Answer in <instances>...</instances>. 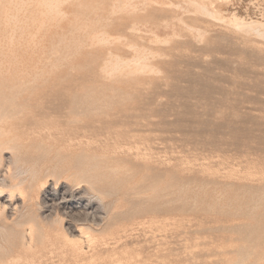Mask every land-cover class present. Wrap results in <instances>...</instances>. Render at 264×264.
<instances>
[{
    "label": "rangeland",
    "instance_id": "obj_1",
    "mask_svg": "<svg viewBox=\"0 0 264 264\" xmlns=\"http://www.w3.org/2000/svg\"><path fill=\"white\" fill-rule=\"evenodd\" d=\"M197 4L264 21V0H62V14L36 0L21 23L0 18V126L22 143L2 147L0 177L21 185L16 213L0 214V263L25 254L27 230L36 264H264V36ZM109 51L144 52L150 67L110 74ZM83 151L125 180L78 184L69 172ZM65 183L102 200L97 261L43 238V213L61 214L46 196Z\"/></svg>",
    "mask_w": 264,
    "mask_h": 264
},
{
    "label": "bare ground",
    "instance_id": "obj_2",
    "mask_svg": "<svg viewBox=\"0 0 264 264\" xmlns=\"http://www.w3.org/2000/svg\"><path fill=\"white\" fill-rule=\"evenodd\" d=\"M32 1H36V0H0V18H2V16H3V19L8 23H11V22L21 23L22 21H24L23 19L26 20V17H27L26 12L28 10V5ZM37 1H38L39 5H43V7H45L47 9L49 14H51L52 12H57L60 14L64 13L61 10L62 0H37ZM193 6H194V4H193ZM197 6L199 7V9H201L200 11L204 12L207 16H210V18L212 17L216 21L227 23L228 26L234 28L238 32L264 36V21H262V20H256V19L247 20V19H245L241 16H238L236 14H232V16L226 17L221 13L220 10L215 9V8L210 9L206 4H197ZM198 7H196V8H198ZM46 9H44V10H46ZM44 10H42V12H40V14L45 15L46 12ZM197 10H195V11H197ZM6 22H5V24H6ZM98 33H99V35H106L107 31L101 30ZM96 36H98V35H96ZM117 40H119V39H117ZM108 54H110L111 60L108 64V66L105 67V70L107 72H109V70H111L112 72L110 71V74H116L118 72L124 73V72H126V70H130V69H131V72L135 71V73H136V70L141 72L142 70H144V69L146 70V68L150 67V65L148 63V56L146 54H144V52L138 53L131 60L123 59V58H121L120 55L114 53L113 51H109ZM132 70H134V71H132ZM145 70H144V72H145ZM149 70H151V69H149ZM11 93L13 94V96L15 95V91L13 88L11 89ZM1 96L3 98H6V99L11 98V96H9L7 94L6 89H1ZM2 109H3V106L0 108V112L3 111ZM108 130H109V128H108ZM25 131H27V130H25ZM144 133H146V132H144ZM72 137H74V136H72ZM98 137H100V136H98ZM78 144H80V143H78ZM20 146H22V143H20V139L16 135H12L11 132L7 131L5 128L0 126V162L2 161V147H8V148H11L14 150L16 148L19 149ZM126 146H128V145H126ZM145 147H143V148H145ZM155 151H157V150H155ZM90 154H88L85 151L79 153L77 155L76 160H75V164L72 167L74 169V171L69 172L71 177H73V180L77 181L78 184L85 182L90 187L91 186L92 187L93 186H100L103 190L107 191V190H110L111 188L115 187L116 185H118L119 183H121L122 181L125 180L126 177L123 175L122 169L120 166L109 164L105 160L101 159L98 155H96V154L90 155ZM139 154H141V153H139ZM134 156H136V155H134ZM170 158H172V157H170ZM20 163H21V161H20ZM23 164H25V163H23ZM30 167H31V165H30ZM20 168L21 167H19V169ZM15 170H18V169L16 168ZM22 170H23V168H22ZM68 171H70V170L69 169L64 170V172H68ZM24 172H25V170H24ZM19 173H21V172H19ZM22 174H24V173H22ZM19 185H21V182L15 183L14 185L5 184L4 177H3V179L0 177V214L4 213V211L6 209L10 210V212L12 214L16 213V211L18 209V203H16L17 200H15L14 197L12 196L13 191L11 189L17 188ZM5 186L10 187L9 195H6L7 193H5L4 190H2V188ZM51 186H53V185H51ZM51 188L53 189V187H50V189ZM83 188L79 187L77 189L76 188L74 189L73 187L71 188L69 186V184L65 183V184H62L59 189H57V190L53 189L54 191L49 193L46 196V201L44 202L45 207H49V206L50 207H56L60 211L61 214H57V215L55 214L56 216L52 217V215H50L48 213H47L48 215L43 213V216H42L43 219L49 221L48 226H45L43 228L45 231V234H43V238H45L46 236L48 237L49 234L54 235V236H61V238L64 242L63 244L69 246V250L75 256V258L78 262L80 261V262H84V263H91V262L97 261V259L100 257V256L98 257L96 255V251H99L98 247L100 246V243L105 242V235L102 237H99L98 235H96L95 231H97V230L101 229V227H103V225H104L103 222L106 220V217H105V214L104 215L101 214L102 210H100L102 208L100 207L99 202H101L102 200L100 199L101 201H99L97 199L99 202H96L95 200H93L94 198L91 199L92 197L89 195L91 197L90 198L87 195V191L90 190L91 188H88V187H87L88 189L87 188L83 189ZM92 190H93V188H92ZM91 192H93V191H91ZM45 212H46V210H45ZM62 220L66 221L67 226L62 224L63 223ZM125 227H126L125 225H123L121 227L118 226L116 228V230H114V231L119 232L121 229H124ZM4 229H5V227L0 225V230L3 231ZM1 236H3V235H1ZM2 238L3 237H1V239ZM4 241H6V240H4ZM57 243L58 242H56V243L53 242V244H57ZM4 244H6V243L4 242ZM84 245L87 246V248H89V249L86 250ZM19 246L22 250H24V252H25L24 255L17 254V256H16L15 254H8L6 256L10 258L9 261L3 262L0 264H12L10 262H12L14 260L18 262L17 264H19L20 261H21V263H23L22 261L26 262L29 260H32L30 264H36L35 260H33L35 258V255L28 253V252H31L35 248V245H34L33 237L31 236L30 232H28L27 230L23 231V233L21 234V240H20ZM0 249H5V246L1 242H0ZM113 250H116V248H113ZM88 252L89 253L92 252V253L89 256L88 255L86 256V254H88ZM107 252H109V250H107ZM39 260H40V258H39Z\"/></svg>",
    "mask_w": 264,
    "mask_h": 264
}]
</instances>
